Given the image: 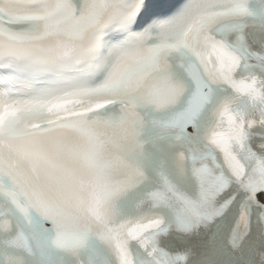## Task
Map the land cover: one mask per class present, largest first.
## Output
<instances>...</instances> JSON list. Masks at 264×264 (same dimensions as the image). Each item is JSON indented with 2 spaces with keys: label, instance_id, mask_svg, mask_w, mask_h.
Returning a JSON list of instances; mask_svg holds the SVG:
<instances>
[{
  "label": "snow or ice",
  "instance_id": "snow-or-ice-1",
  "mask_svg": "<svg viewBox=\"0 0 264 264\" xmlns=\"http://www.w3.org/2000/svg\"><path fill=\"white\" fill-rule=\"evenodd\" d=\"M0 264H264V0H0Z\"/></svg>",
  "mask_w": 264,
  "mask_h": 264
}]
</instances>
